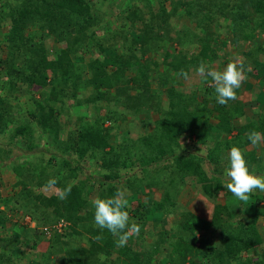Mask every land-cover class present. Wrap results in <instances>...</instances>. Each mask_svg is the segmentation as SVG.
I'll return each mask as SVG.
<instances>
[{"label": "trees", "instance_id": "trees-1", "mask_svg": "<svg viewBox=\"0 0 264 264\" xmlns=\"http://www.w3.org/2000/svg\"><path fill=\"white\" fill-rule=\"evenodd\" d=\"M263 41L264 0H0V81H7L0 172L14 178L5 182L14 208L35 222L13 231L15 222L0 209V230L9 224L13 233L0 238V264H18L25 254L34 257L29 264H264L256 226L264 192L249 196L251 214L236 216L238 199L223 187L233 146L258 174L264 141L253 146L247 134H264ZM230 44L243 55L245 87H258L256 119L246 116L238 90L221 105L213 84L189 95L174 86L181 70L189 77L200 62L218 70L232 62ZM21 86L25 100L16 95ZM118 136L115 152L109 139ZM86 164L104 173H84ZM132 168L139 171L123 179L124 199L140 232L117 247L116 237L94 225L90 195L102 186L97 198L113 196L119 170ZM188 180L212 202L211 216L183 209L167 230ZM68 184L71 193L60 200ZM156 189L162 192L154 198ZM12 199L0 192V207ZM58 223L65 230L52 228ZM211 230L213 241L204 235ZM43 240L47 249L36 260Z\"/></svg>", "mask_w": 264, "mask_h": 264}, {"label": "clouds", "instance_id": "clouds-1", "mask_svg": "<svg viewBox=\"0 0 264 264\" xmlns=\"http://www.w3.org/2000/svg\"><path fill=\"white\" fill-rule=\"evenodd\" d=\"M195 73L200 77L201 82L207 83L209 80L214 86L217 102L227 105L229 101L237 99V90L241 88L246 79L242 63L229 62L222 70H214L204 62H200L195 68ZM179 76L188 79V73L181 70ZM247 140L253 146L264 141V134L258 131H251L247 134ZM226 182L223 187L227 189L239 201H246L256 190L264 192V175L255 173L241 152L240 148L233 146L227 154V166L224 170ZM56 180L50 179L49 184L54 185ZM74 185L68 184L59 191L58 198L66 199L71 193ZM124 193L117 191L113 196L106 198H96L91 202L94 225L100 230H107L116 237V246H126L130 237L138 235L140 227L130 220L127 203Z\"/></svg>", "mask_w": 264, "mask_h": 264}, {"label": "rangeland", "instance_id": "rangeland-1", "mask_svg": "<svg viewBox=\"0 0 264 264\" xmlns=\"http://www.w3.org/2000/svg\"><path fill=\"white\" fill-rule=\"evenodd\" d=\"M258 41L259 42L262 41L260 39V37H258ZM53 46L54 45H52V48H53ZM236 48L237 47H235L233 44H230V46L226 48V51L229 54V56L232 57L231 58L232 62L238 63L240 61H243V55H242V53H239ZM239 50H242V49H239ZM193 51H195V49H193ZM263 58L264 57H262V59ZM212 69L218 70L216 64H214L212 66ZM220 70H222V69H220ZM0 74H2V71H0ZM247 79L252 80L254 85L256 86V84H257L256 79H253V78H247ZM203 84L211 85L212 82L203 83V82H201L200 77H198L196 74H191L188 77V79L180 78L178 82L174 83V86L180 92H183L186 95H189L191 92L196 90L198 86L199 87L204 86ZM6 87H7V81H0V91L2 94L6 93ZM257 88L258 87L256 86L254 88H248L247 89L245 87V81H244L241 88L238 89V98L243 103L244 111L248 114L249 117H252L253 119H256L258 116L257 114H260L259 105H258L257 99H256ZM196 93L198 95L199 101H201L200 91L196 92ZM16 95L19 96V98H21V100H23V98L25 100L26 96H25L24 87L21 86L20 90L17 92ZM211 105H212V101L209 102L210 107H211ZM103 106H104V104H103ZM108 124L109 123H106V125H108ZM120 124H121V126H120L121 131L126 130L127 123L122 122ZM131 137H133V135ZM121 140H122L121 137H119L118 139H115V140L109 139V142L116 149L115 152H119V149L121 147V146L119 147V144H120L119 142H121ZM180 140L182 141V139H180ZM139 145H140V143L136 144V147L139 148ZM124 148H125V150L128 149L127 144L124 145ZM249 148H251V147H249ZM255 149L258 150L257 148H255ZM257 157H258V155H257ZM257 166H258L257 172H258V174H260V165L257 164ZM135 171H139V169L137 168L134 170V168H132V169H121V170H119L118 174L122 177V179L120 181H118V184H117L119 191H122L123 193L126 191L125 182L123 179L126 177V175L127 176L130 175L129 176V178H130L132 176L131 173H133ZM106 172L107 171H105V173ZM84 173H88V174L93 175L95 178H99V176H101V173H104V170H102L98 167H94V166L91 167V165H87L85 170H84ZM0 178L2 179V180H0L1 195L5 198L12 199L11 196L12 197L14 196V193L11 190L12 188L10 185H6V183H5V182H8L9 180H11V181L14 180L12 174L7 172V170H2L0 172ZM111 181H112V179L109 180V182H111ZM189 186L192 189L187 188L186 193L184 195H181L182 192H179L175 196L177 201H179V202H178V205L176 206V208H174V211L170 215H168L167 222L164 226L165 229L168 230L172 225L175 224V222L178 218V212H180L183 209H189L191 211L193 210L194 213L196 212L202 217L209 215L211 208H212V204L209 202V200L203 199L204 197L202 196V194L200 193V191L197 187H193V185H192V187H191V185H189ZM101 188H102V186H95L93 193H91V195H90L91 200H95L97 198L98 192ZM161 192H162L161 190L156 189L154 192V198L160 197ZM140 197L142 198V200L145 199L144 196H142V194H140ZM199 199H200V203H198ZM204 201H205V203H204ZM244 202L246 205H244ZM252 202H253L252 199H248L246 201L236 200L235 203L232 205L233 206V209H232L233 214H235L236 216H239L238 214H241V213L251 214V212L253 211V206H252L253 203ZM196 203H198L197 206L200 204L198 206L199 208H197ZM203 204L205 205V207L203 206ZM14 205H15V203L12 199V202H9L7 207H4V205H1V207H0V209L5 208L4 210L6 211V214L9 217L10 221L15 222V227H13L12 230L13 231L19 230V228H21V227H26V228L35 227V222L31 219L32 218L31 215L29 213H26L25 211L15 209ZM245 206H247V208L240 209L241 207H245ZM239 212H241V213H239ZM256 226H257V229L261 232L262 239L264 240V216L258 217ZM160 229H161V226L158 225L154 229V233H153L154 236H150L147 238L148 241L152 240L151 244H153L154 240L157 238V233ZM12 230H10V225L7 224L6 228L0 230V238H9L13 234ZM63 230H65L64 226L61 227V231H63ZM212 234H213L212 230L204 233V235H206V236H210V235L212 236ZM215 237L216 236L213 234L211 240L212 241L215 240ZM46 249H47V242L44 240L40 241V243H38L36 246V252L38 254H37V257H35V259L37 260L39 258V255L41 254V252H45ZM4 250L6 251L4 240L3 241L0 240V252H3ZM251 253L253 254V252H251ZM254 254H256V253L254 252ZM33 258H30V256H27L25 254V257L21 258V261L18 264H29L31 261L34 260ZM51 258H52V256L50 255V259ZM44 264H46V263H44Z\"/></svg>", "mask_w": 264, "mask_h": 264}, {"label": "crops", "instance_id": "crops-1", "mask_svg": "<svg viewBox=\"0 0 264 264\" xmlns=\"http://www.w3.org/2000/svg\"><path fill=\"white\" fill-rule=\"evenodd\" d=\"M246 113V112H245ZM246 116H248V114L246 113ZM249 117V116H248ZM249 147H251V148H249ZM258 148L260 147V144L257 146ZM257 148V149H258ZM245 149L246 150H249V151H251V150H253V146L252 145H250V146H247V147H245ZM259 150V149H258ZM259 153H258V160H260L261 159V162H260V175H264V151H258ZM261 157H263V159L261 158ZM185 185H184V187L182 188V193H181V195H184L185 193H186V190H187V188H190V186L189 185H191V187H192V183L188 180V181H186L185 183H184ZM193 187H194V185H193ZM190 189H192V188H190ZM204 197V196H203ZM203 199H207V198H203ZM207 200H209V199H207ZM179 202V201H178ZM209 202L212 204V202L209 200ZM198 203H200V199L198 200ZM198 203H196V206H197V204ZM204 203H205V201H204ZM263 204V203H262ZM200 205V204H199ZM198 205V206H199ZM197 206V208H199ZM203 206L205 207V205L203 204ZM212 207H213V205H212ZM193 211V210H192ZM211 211H212V208H211ZM211 211H210V213H209V215L208 216H205V217H202V216H200L198 213H196L195 212V214L196 215H198V216H200L201 218H205V219H209L210 218V216H211ZM257 224V223H256Z\"/></svg>", "mask_w": 264, "mask_h": 264}, {"label": "built area", "instance_id": "built-area-1", "mask_svg": "<svg viewBox=\"0 0 264 264\" xmlns=\"http://www.w3.org/2000/svg\"><path fill=\"white\" fill-rule=\"evenodd\" d=\"M64 226L63 223H58L57 225H53L52 228L55 229L57 232L61 231V227ZM47 235H50L49 229L44 228Z\"/></svg>", "mask_w": 264, "mask_h": 264}]
</instances>
